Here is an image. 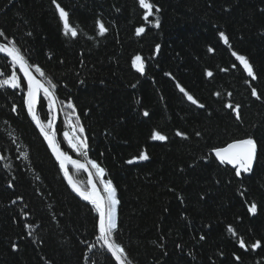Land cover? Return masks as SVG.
<instances>
[{
    "label": "trees",
    "instance_id": "16d2710c",
    "mask_svg": "<svg viewBox=\"0 0 264 264\" xmlns=\"http://www.w3.org/2000/svg\"><path fill=\"white\" fill-rule=\"evenodd\" d=\"M57 2L69 12L77 37L64 35L52 0H0V42L15 37L29 63L57 84L58 103L71 98L76 105L90 145L87 158L117 188L115 239L125 247L127 263L264 264V0H149L161 9L159 28L143 21L138 0ZM97 19L109 29L103 35ZM140 26L146 32L138 36ZM232 52L246 57L256 79ZM137 54L145 62L143 74L132 66ZM12 71L26 84L0 56V73ZM177 83L205 108L188 101ZM253 87L261 99L251 95ZM24 95L0 89V264H117L97 242L96 214L66 183L23 106ZM229 102L241 105V121L224 107ZM59 111L61 149L85 161L65 140L70 128ZM39 114L46 124V105ZM155 132L167 139H153ZM248 135L262 154L251 173L236 177L212 149ZM143 152L148 160L127 163ZM69 171L78 186L89 188L84 172ZM253 202L254 215L248 210ZM257 240L261 247L251 249Z\"/></svg>",
    "mask_w": 264,
    "mask_h": 264
},
{
    "label": "snow or ice",
    "instance_id": "6c2138e0",
    "mask_svg": "<svg viewBox=\"0 0 264 264\" xmlns=\"http://www.w3.org/2000/svg\"><path fill=\"white\" fill-rule=\"evenodd\" d=\"M52 4L55 6L59 18L62 21L64 35L77 37V28L70 26L69 23V12L66 11L65 8L57 2V0H52ZM138 5L143 10V21L152 23L154 27L159 28L160 18L158 13L161 11L160 7L154 3H150L149 0H138ZM261 11L264 12V9ZM151 17H154V20H150ZM96 23L100 35L108 32L109 29L100 19H97ZM145 32L146 27L144 26H140L135 29V33L138 36ZM28 35H31V33H28ZM218 35L223 40L225 45L229 43V38L225 32L221 31ZM3 37H5V33L2 29H0V38ZM160 49L161 45H155L154 54L158 55ZM208 51L212 52L213 49L209 47ZM232 55L235 56L236 60L243 65V69L246 70L247 75L252 79H256L253 67L246 57L244 55L237 54L236 52H232ZM0 56L8 60L13 68L18 66L19 71L23 73V79L26 80V84L22 83V79L18 78L16 71H12L7 75L0 73V76H4V78L0 79V89L11 88L25 90L23 106L26 107L28 115L43 135L51 152L55 155V158L59 162V166L63 170V175L67 179L68 184L84 201L90 203L92 210L96 214L94 228L98 233L96 236L97 242L100 244L101 248H106L107 251L111 253V256L114 257L118 264H127L129 258L125 247L118 243L115 239V233L118 230L117 207L121 203V201L117 198V188L112 180L104 179L105 169L101 167L97 161L89 160L87 158L90 145L88 143V138L85 135V128L79 122L76 105L71 98H69L66 103L63 101H59L58 103V97L56 95L57 84L53 83V81L46 76V73L39 65L33 66L29 63V60L22 51L21 47L18 46L15 37L7 38V42H0ZM132 66L139 73H144L145 62L141 55L137 54L132 59ZM233 67H235V65H233ZM33 69L40 78H37V76L33 74ZM224 71H227V69H224ZM166 75L171 76V73H166ZM206 75L208 77H212L213 72L206 70ZM80 83H83V81H80ZM101 83H103V81H101ZM133 87H135V85H133ZM176 87L179 88V91L183 93L187 100L192 104L196 105L200 109L205 108L203 103H199L198 100H196L192 94L187 92L179 83H177ZM215 95L219 97L221 94L217 92ZM228 95L231 96L232 94L228 93ZM251 95L256 97V99L262 98L261 94H259L257 89L254 87L251 89ZM45 105L48 117L46 124L42 121L41 116L37 111L38 107L41 110H44ZM224 107L231 111L236 121L239 122L242 120L240 104H233L229 102L225 104ZM58 108L64 110L66 122L70 128V131H65L63 136L68 145L85 158L84 162H81L79 159H73L66 152L62 151L60 143L56 140L54 125L56 115L54 112ZM11 110L13 112H17V106L13 104ZM143 115L147 117L149 116V112L145 110ZM73 120H75V123H73ZM177 135L185 136L186 134L177 132ZM195 135L200 136L201 133L198 131ZM153 139L164 141L167 137L162 135L160 132H155L153 134ZM261 148L262 146L258 140L252 135H248L244 138L233 139L224 146L215 147L212 149V153L214 155V159L218 161L219 165L230 166L234 170L235 176L240 177L242 174L251 173L254 170V165L259 160V156L262 154ZM24 155L25 158H27V154ZM3 159V157H0V160ZM148 159L149 157L147 153L143 152L138 157H133L132 160L127 161V163L131 164L134 160ZM68 164L74 166L77 171H88V184L90 185V188H82L78 186V184L74 181L73 176L69 174V169L67 167ZM4 166L8 167L7 164ZM91 170H95V172L93 173ZM94 175L99 177L98 183L102 185V190L97 186V182L94 181ZM8 186L13 187L11 182H9ZM17 199L22 200V197H17ZM12 203L15 204L16 200H13ZM248 210L253 215L256 214V203H251ZM25 215H27V213H25ZM27 227L31 228L32 226L27 225ZM227 230L233 236L237 235L235 229L231 226H229ZM29 234L31 235V233ZM204 239L205 237L201 235L200 240ZM238 243L239 247L244 251L249 250V248L245 245L243 238H239ZM11 247L13 250H17L16 243H12ZM94 247L95 245H91L89 250ZM176 247L182 248V245L178 244ZM259 247H261V242L259 240L251 245V249L253 250ZM235 259L240 261L241 258L239 256H235Z\"/></svg>",
    "mask_w": 264,
    "mask_h": 264
},
{
    "label": "water",
    "instance_id": "95a60500",
    "mask_svg": "<svg viewBox=\"0 0 264 264\" xmlns=\"http://www.w3.org/2000/svg\"><path fill=\"white\" fill-rule=\"evenodd\" d=\"M21 74H22V76H23V73L21 72ZM34 74V73H33ZM35 75V74H34ZM26 81V80H25ZM37 111H38V113H39V107H38V109H37ZM54 114L56 115V120H55V122H54V125H55V133L57 132V126H58V122H59V116H60V114H59V108L54 112ZM30 117V116H29ZM34 123V122H33ZM35 124V123H34ZM36 126V125H35ZM38 129V128H37ZM39 130V129H38ZM40 132V131H39ZM42 135V134H41ZM43 136V135H42ZM44 138V137H43ZM45 140V139H44ZM47 143V142H46ZM48 145V144H47ZM48 148H49V146H48ZM49 150H50V148H49ZM50 152H51V150H50ZM52 153V152H51ZM52 155H53V157L55 158V155L52 153ZM73 158V157H72ZM56 159V158H55ZM73 159H76V158H73ZM57 161V160H56ZM81 162H83V161H81ZM57 164H58V166H59V162L57 161ZM67 167H68V169H69V167H74V166H72L71 164H68L67 165ZM59 168H60V166H59ZM60 170H61V173H62V175H63V170L60 168ZM85 174H86V176H87V178H88V171H85V170H82ZM69 174H70V172H69ZM63 178L65 179V181H66V183L68 184V182H67V179L64 177V175H63ZM93 179H94V181L96 182V180H95V178H94V176H93ZM68 186L70 187V189L72 190V192L77 196V197H79L81 200H83L72 188H71V186L68 184ZM97 186H98V184H97ZM99 187V186H98ZM89 188H90V185H89ZM84 201V200H83ZM84 202H86V203H88V204H90L89 202H87V201H84ZM106 249V248H105ZM107 250V249H106ZM109 253V252H108ZM110 255H111V253H109ZM112 257V256H111ZM113 259H114V257H112ZM115 260V259H114ZM116 262V261H115ZM117 264H118V262H116ZM128 264V263H127Z\"/></svg>",
    "mask_w": 264,
    "mask_h": 264
},
{
    "label": "bare ground",
    "instance_id": "6f19581e",
    "mask_svg": "<svg viewBox=\"0 0 264 264\" xmlns=\"http://www.w3.org/2000/svg\"><path fill=\"white\" fill-rule=\"evenodd\" d=\"M238 63H239V61H238ZM242 67V69H243V65L242 64H240ZM244 70V69H243ZM245 72H246V70H244ZM247 73V72H246ZM40 115V114H39ZM73 123H75V120H73ZM57 129H58V127H57ZM56 140L58 141V136H57V133H56ZM59 142V141H58Z\"/></svg>",
    "mask_w": 264,
    "mask_h": 264
},
{
    "label": "rangeland",
    "instance_id": "374dc122",
    "mask_svg": "<svg viewBox=\"0 0 264 264\" xmlns=\"http://www.w3.org/2000/svg\"><path fill=\"white\" fill-rule=\"evenodd\" d=\"M70 131V130H69ZM95 171V170H94ZM99 179V177H97Z\"/></svg>",
    "mask_w": 264,
    "mask_h": 264
}]
</instances>
